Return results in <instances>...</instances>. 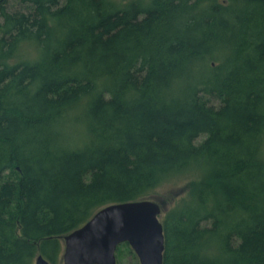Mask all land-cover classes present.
Wrapping results in <instances>:
<instances>
[{"label": "trees", "instance_id": "1", "mask_svg": "<svg viewBox=\"0 0 264 264\" xmlns=\"http://www.w3.org/2000/svg\"><path fill=\"white\" fill-rule=\"evenodd\" d=\"M142 2L0 4V264L188 174L164 264H264V0Z\"/></svg>", "mask_w": 264, "mask_h": 264}, {"label": "water", "instance_id": "2", "mask_svg": "<svg viewBox=\"0 0 264 264\" xmlns=\"http://www.w3.org/2000/svg\"><path fill=\"white\" fill-rule=\"evenodd\" d=\"M162 199L118 203L99 210L63 239V264H118L117 251L128 244L140 264H164L166 240ZM35 264H51L38 256Z\"/></svg>", "mask_w": 264, "mask_h": 264}, {"label": "rangeland", "instance_id": "3", "mask_svg": "<svg viewBox=\"0 0 264 264\" xmlns=\"http://www.w3.org/2000/svg\"><path fill=\"white\" fill-rule=\"evenodd\" d=\"M2 0H0V4H5V6L8 7L10 11L18 12L23 10L24 8L19 3V0H6L5 3H1ZM119 4L125 5L132 1H139L143 4H148L152 0H114ZM7 2V3H6ZM214 66H216V63L213 62ZM203 76L200 72L197 74L196 78ZM75 114V113H74ZM74 114L64 116L60 122L59 131L61 133H65V135L71 136L70 141L76 140L78 136L77 128L81 126V123L79 121H76L74 119ZM71 117V118H70ZM84 131V128H83ZM206 138L203 136L199 141H202V139ZM69 143V140L68 142ZM193 179L191 175H185V177L175 179L174 181L167 182L163 184L155 193L157 198H172L173 196H178V194H182V189H187L188 184ZM188 193V190L184 192L181 197H186ZM174 205V203L171 204V207ZM170 208V204H167V209ZM64 243V242H63ZM117 260L120 264H137L139 263V259L135 252L131 249V247L128 244H123L121 246V251L117 253Z\"/></svg>", "mask_w": 264, "mask_h": 264}, {"label": "bare ground", "instance_id": "4", "mask_svg": "<svg viewBox=\"0 0 264 264\" xmlns=\"http://www.w3.org/2000/svg\"><path fill=\"white\" fill-rule=\"evenodd\" d=\"M6 3H7V2H6ZM23 8H24V7H23ZM35 9H36V8H35ZM54 14H55V13H54ZM51 15H52V14H51ZM51 15H50V16H51ZM51 17H52V16H51ZM20 64H21V63H20ZM75 147H76V146H75ZM2 184H3V183H2Z\"/></svg>", "mask_w": 264, "mask_h": 264}]
</instances>
